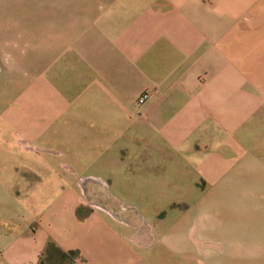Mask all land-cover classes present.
<instances>
[{"label":"rangeland","instance_id":"rangeland-1","mask_svg":"<svg viewBox=\"0 0 264 264\" xmlns=\"http://www.w3.org/2000/svg\"><path fill=\"white\" fill-rule=\"evenodd\" d=\"M44 1L0 0V216L19 215L55 181L62 194L45 203L60 206L73 193L67 182L79 183L78 217L119 231L122 264H264V0H200L237 7L241 29L227 36L249 63H234L231 99L207 114L202 137L167 143L158 134L133 158L87 150L85 64L66 57L74 14L64 4L43 16ZM225 20L216 25L232 26ZM55 262L69 264L44 258Z\"/></svg>","mask_w":264,"mask_h":264},{"label":"crops","instance_id":"crops-1","mask_svg":"<svg viewBox=\"0 0 264 264\" xmlns=\"http://www.w3.org/2000/svg\"><path fill=\"white\" fill-rule=\"evenodd\" d=\"M64 4L74 14L66 57L77 68L84 62L85 73L78 77L94 104L85 108L92 115L81 138L92 154L94 146H102L106 154L118 148L133 158L141 140L152 148L158 134L167 143L186 141L192 132L202 137L207 114H217L231 99L226 94L234 83V63H249L237 49L232 52L227 36L241 29L233 26L235 6L222 11L200 0H50L39 4V13ZM224 19L232 26L216 25ZM147 91L151 97L139 116L136 104ZM67 185L65 191L73 193L60 206L45 203L62 194L55 181L43 196L21 205L19 215L0 216V264H41L50 242L79 252L78 264H122L119 231L105 219L79 218L85 203L79 183Z\"/></svg>","mask_w":264,"mask_h":264},{"label":"trees","instance_id":"trees-1","mask_svg":"<svg viewBox=\"0 0 264 264\" xmlns=\"http://www.w3.org/2000/svg\"><path fill=\"white\" fill-rule=\"evenodd\" d=\"M54 253H56V255L63 256L69 262V264H78V262L80 260V253L79 252H77V251L64 252L55 243L50 242L48 244L45 252L43 253L41 264H44V258L49 259V257H50L51 259H53ZM55 264H59V263L55 262Z\"/></svg>","mask_w":264,"mask_h":264},{"label":"built area","instance_id":"built-area-1","mask_svg":"<svg viewBox=\"0 0 264 264\" xmlns=\"http://www.w3.org/2000/svg\"><path fill=\"white\" fill-rule=\"evenodd\" d=\"M150 97H151V92L147 91L137 101L136 110H137L139 116L142 115V112H141L142 108L147 104V102L149 101Z\"/></svg>","mask_w":264,"mask_h":264}]
</instances>
